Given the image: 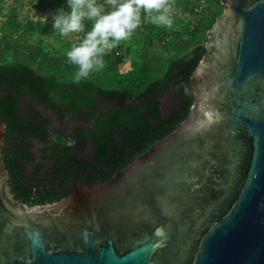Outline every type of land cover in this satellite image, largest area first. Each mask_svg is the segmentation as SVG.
I'll use <instances>...</instances> for the list:
<instances>
[{"label": "water", "instance_id": "water-1", "mask_svg": "<svg viewBox=\"0 0 264 264\" xmlns=\"http://www.w3.org/2000/svg\"><path fill=\"white\" fill-rule=\"evenodd\" d=\"M200 45L184 119L109 179L29 206L0 156V264H264V0H223ZM178 104L163 92L161 115ZM31 111L48 121L47 144L27 140L35 162L88 126L23 97Z\"/></svg>", "mask_w": 264, "mask_h": 264}, {"label": "trees", "instance_id": "trees-1", "mask_svg": "<svg viewBox=\"0 0 264 264\" xmlns=\"http://www.w3.org/2000/svg\"><path fill=\"white\" fill-rule=\"evenodd\" d=\"M173 1L184 10L190 4L189 0ZM221 10L197 18L190 34L207 33ZM9 22L25 32L46 34L39 21L21 25L10 18ZM84 27L91 28V21L85 20ZM200 43L183 53H168L165 62L155 55L145 56L125 72L116 71V59L109 58L111 70L79 82L73 79L78 69L66 55L54 57L30 48L36 65L20 51L0 59V120L5 125L0 156L14 199L29 206L47 204L67 196L74 183H101L174 130L192 103L189 77L204 52ZM165 91L174 92L179 105L163 117L159 104ZM23 97L60 118L78 117L88 126H76L73 141L62 137L52 141L45 149L43 163L35 162L27 150V140L36 138L47 144L48 121L38 112L21 113ZM86 145L92 148L88 161L78 155Z\"/></svg>", "mask_w": 264, "mask_h": 264}, {"label": "rangeland", "instance_id": "rangeland-1", "mask_svg": "<svg viewBox=\"0 0 264 264\" xmlns=\"http://www.w3.org/2000/svg\"><path fill=\"white\" fill-rule=\"evenodd\" d=\"M187 10L181 5H172V27L165 28L157 26L145 20V13L141 10V24L134 30L127 39L120 41L116 47L107 50L104 56L105 66L98 72L111 70L107 59H116V71L125 72L130 69L132 63L139 64L145 56L155 55L165 62L168 53H183L190 47L202 42L206 31L192 36L190 31L195 27L196 19L202 18L209 12L216 13L223 8V3L218 0H189ZM96 3L103 6L105 12L111 11L107 0H96ZM66 9V0H0V59L11 58L17 51H20L28 61L36 65L37 62L30 55V48H38L54 57L66 55L67 51L74 44L84 38L90 27H84V31L73 33L68 37H61L52 28V17L57 9ZM209 11V12H208ZM47 17V22L43 17ZM12 18L15 23L24 25L26 21H39L43 23L46 34L25 32L16 29L9 22ZM91 21V25L94 21ZM29 47V48H28ZM91 72L89 75L98 73Z\"/></svg>", "mask_w": 264, "mask_h": 264}, {"label": "clouds", "instance_id": "clouds-1", "mask_svg": "<svg viewBox=\"0 0 264 264\" xmlns=\"http://www.w3.org/2000/svg\"><path fill=\"white\" fill-rule=\"evenodd\" d=\"M111 11L105 12L96 0H66L52 17V28L61 37L84 31V21H94L79 44L67 51L69 63L77 67L73 79H86L91 72L104 68L107 50L127 40L141 24V10L145 20L157 26L171 28L172 5L169 0H107ZM47 22V17H43Z\"/></svg>", "mask_w": 264, "mask_h": 264}, {"label": "flooded vegetation", "instance_id": "flooded-vegetation-1", "mask_svg": "<svg viewBox=\"0 0 264 264\" xmlns=\"http://www.w3.org/2000/svg\"><path fill=\"white\" fill-rule=\"evenodd\" d=\"M178 105H179V104H178ZM173 112H174V111H173ZM171 113H172V112H171ZM171 113H169V114H171ZM169 114H168V115H169ZM168 115H167V116H168ZM163 117H166V116H163ZM91 158H92V156H91Z\"/></svg>", "mask_w": 264, "mask_h": 264}]
</instances>
